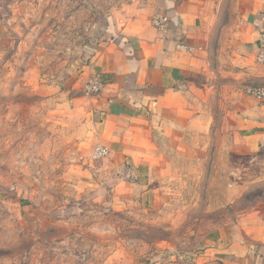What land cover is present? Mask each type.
Here are the masks:
<instances>
[{
  "label": "rangeland",
  "instance_id": "374dc122",
  "mask_svg": "<svg viewBox=\"0 0 264 264\" xmlns=\"http://www.w3.org/2000/svg\"><path fill=\"white\" fill-rule=\"evenodd\" d=\"M148 1L0 0V264H221L210 253L248 221L264 227V147L235 150L239 100L226 81L207 110L211 130H186L148 167L164 200L132 203L85 171L107 157L88 160L100 144L76 100L87 95L81 74L112 19ZM202 1L227 47L243 13L264 9Z\"/></svg>",
  "mask_w": 264,
  "mask_h": 264
},
{
  "label": "crops",
  "instance_id": "0c3cea01",
  "mask_svg": "<svg viewBox=\"0 0 264 264\" xmlns=\"http://www.w3.org/2000/svg\"><path fill=\"white\" fill-rule=\"evenodd\" d=\"M208 8L202 0H149L133 13L113 18L108 36L81 74L79 82L94 74L105 82L100 93L76 100L82 105L79 111L88 115L93 144L110 151L97 173L85 171L95 184L106 178L104 183L122 199L164 200L167 191L152 185L148 167L162 163L160 149L169 148L186 130H211L207 110L222 94L224 81L231 84L230 96L239 100L232 122L235 150L250 154L264 147V98L244 92L264 86V64L256 58L264 45V9L243 13L227 47L222 34L214 39ZM157 13L170 17L166 30L152 25ZM178 41L192 50H178ZM248 223L226 248L210 253L209 260L264 264V227Z\"/></svg>",
  "mask_w": 264,
  "mask_h": 264
},
{
  "label": "built area",
  "instance_id": "2783aa9c",
  "mask_svg": "<svg viewBox=\"0 0 264 264\" xmlns=\"http://www.w3.org/2000/svg\"><path fill=\"white\" fill-rule=\"evenodd\" d=\"M170 17L166 14L157 13L152 18V25L160 30H166L169 23ZM176 48L180 51H191L192 47L184 42L178 41L176 44ZM257 61L259 63L264 64V45L261 47L259 53L256 56ZM105 82L100 74L91 75L84 83H83V91L87 95H95L102 91ZM248 92L253 94L258 98H264V86L263 87H254L251 86L248 88ZM110 154L109 149L104 145H96L92 149V154L89 155L88 160H91V163L103 160L108 157ZM89 160V161H90Z\"/></svg>",
  "mask_w": 264,
  "mask_h": 264
}]
</instances>
